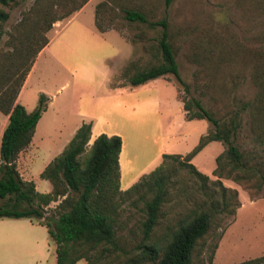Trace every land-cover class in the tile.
I'll use <instances>...</instances> for the list:
<instances>
[{
    "label": "rangeland",
    "instance_id": "374dc122",
    "mask_svg": "<svg viewBox=\"0 0 264 264\" xmlns=\"http://www.w3.org/2000/svg\"><path fill=\"white\" fill-rule=\"evenodd\" d=\"M79 1L13 0L8 6L0 7L8 15L1 27L0 58L13 52L14 45L25 33H37L35 46L44 38L49 41L54 24L66 21L75 13L74 6ZM92 3H95L96 8L100 4L97 9L98 23L116 31L120 38H109L110 42L123 52L128 50L125 64L111 80V88L126 84V80L121 77L126 68L130 67L129 75H132L159 63L154 55L161 27L150 28L146 24L128 22L124 19V9L139 11L151 22L167 21L169 42L178 66L179 78L187 87L185 89L173 75L161 77L162 81H159V87L156 88L162 99L160 108L154 102L152 105L145 102L141 106L142 98L134 100V108L130 110L128 107L126 109L124 101H108L117 111L112 114L108 132L121 135L114 136L121 138L124 164L131 158L135 172L143 167L132 185L160 166L162 156L154 160L160 151L166 155H180L183 159L194 149L200 138L212 129V125L205 120L188 121L183 109L184 101L197 99L216 118L221 119L237 110L242 102L252 100L257 93V76L264 65V0H173L169 6L165 5V0H93ZM68 13L72 14L63 18ZM55 19L60 20L46 31L48 24ZM85 41L81 54H77L81 58L80 62L75 61L70 68L76 79L71 78V85L66 91L82 93L86 89L83 101H89L91 93L95 95V101L101 103L106 93L102 83L112 64L116 48L106 46L90 36H86ZM58 44L56 42L52 45L55 51ZM119 59L122 60L121 57ZM63 81L60 78L56 86H50L53 90L62 89L60 87L64 84ZM175 98L181 102V106H178ZM94 106L95 104L93 109ZM72 123L73 119L70 120V124ZM94 140L95 138H90L86 153ZM232 141L240 152L248 156L257 173L246 184L248 189L232 180H220L225 188L237 193L238 205L234 214H222L214 218L211 229L197 244L192 264H241L264 257V180L260 177V174L264 175V144L255 140L250 130L248 112L241 114V126ZM226 148L223 143H210L190 161L198 172L209 178L208 193V189L212 190L211 182L217 180L213 175L217 168L216 158ZM54 152L53 146H40L33 161L20 167L22 180L33 182L38 193L51 192L50 183L41 178V169L49 154ZM223 164L224 160L221 162ZM168 166L173 170L174 185L167 201L160 208L157 224L148 241L159 247L165 245L179 219L196 202L204 200L196 178L178 167L175 160L170 161ZM126 174L125 171V178ZM150 199V194L140 198V195L134 193L122 205L119 221L123 223L124 230L118 232L117 240L122 250L130 253V256H134V247L142 239L141 223L145 219V203ZM57 204L53 202L45 207L42 219L18 220L22 242L17 248L16 256L19 252L17 258L20 264H27L31 255L32 264H56L55 244L50 239L46 226L39 223L53 226ZM28 220L35 224L32 232L38 238V241L30 245L24 241L28 233L25 226L30 225ZM4 254V261L7 263L10 254L8 249H5ZM76 264L87 263L80 260ZM144 264L150 263L145 261Z\"/></svg>",
    "mask_w": 264,
    "mask_h": 264
},
{
    "label": "trees",
    "instance_id": "16d2710c",
    "mask_svg": "<svg viewBox=\"0 0 264 264\" xmlns=\"http://www.w3.org/2000/svg\"><path fill=\"white\" fill-rule=\"evenodd\" d=\"M172 1L165 0V5L169 6ZM11 2L13 0H0V7H6ZM87 2L88 0H80L73 12L81 9ZM98 7L100 4L95 10V26L99 32H105L109 29L98 23ZM122 12L128 22L146 24L150 28L161 27L154 55L159 63L132 75H129L130 67L126 68L121 74L126 84L112 88L137 87L151 80L173 75L187 89L179 78L178 66L169 42L167 21H148L143 13L135 10L124 9ZM7 18L8 15L0 8V37L1 27ZM59 20H52L46 31ZM36 37V32L25 33L14 45L13 52L0 58V113L8 117L0 142V219H42L44 208L57 202L53 226L39 223L46 226L55 244L56 264H76L80 260L87 264H144L145 261L150 264H192L197 244L211 229L214 218L222 214H234L237 208V193L225 188L220 180H232L248 189L246 184L257 173L248 156L240 152L232 140L240 129L241 114L248 112L251 132L258 143L264 144V65L257 76V93L253 99L242 102L229 116L216 118L197 99L183 102L188 121L205 120L212 125L209 133L202 136L183 159L180 155L164 154L159 167L123 191L120 188L119 171L121 138L99 135L86 153L91 126L83 124L64 151L42 171L41 178L51 184L52 190L48 194H41L36 191L33 182L22 180L16 165L19 154L29 147L37 122L46 109L47 99L44 95L39 96L37 106L30 113L16 103L37 54L49 42L44 38L35 46ZM213 142L223 143L227 148L216 158L217 168L213 175L217 180L211 182L212 190L208 189V193L209 178L198 172L190 161ZM173 160L178 163V167L187 170L197 179L204 200L196 202L179 219L165 245L159 247L148 241L157 224L160 208L167 201L174 185L173 170L168 166ZM223 160L225 164L221 165ZM260 177L264 180V175L260 174ZM134 193L140 195V198L150 194L151 199L145 203L146 214L141 223L142 239L134 247V256H130L119 245L117 234L124 230L123 223L119 221L122 205ZM241 264H264V257Z\"/></svg>",
    "mask_w": 264,
    "mask_h": 264
},
{
    "label": "crops",
    "instance_id": "0c3cea01",
    "mask_svg": "<svg viewBox=\"0 0 264 264\" xmlns=\"http://www.w3.org/2000/svg\"><path fill=\"white\" fill-rule=\"evenodd\" d=\"M92 1L87 2L81 9L67 18L66 21L54 24V29L48 44L37 54L31 70L26 76L17 96L16 103L23 106L28 113L35 109L40 95H44L47 99L46 109L37 122L29 147L23 150L16 160L17 170L19 172L22 164L26 165L33 161L40 146H53L55 152L50 153L43 163L41 170H44L64 151L78 128L83 124H90L91 126L90 138L96 139L102 134L109 137L114 135L121 136L117 132H108L109 127H111L112 114L114 111L117 112L116 108L108 103L110 100L124 101L126 109L128 107V110L134 108V100H141V98V106L145 105V102L151 105L154 102L159 108L162 105V99L159 98L156 89L159 87L157 86L159 81H162L161 77L137 87L126 89L111 88V80L119 72L120 67L125 64L128 50L126 49L123 52L115 44L110 42L109 38L116 37L120 39L116 31L107 30L105 32H99L97 30L95 26L96 5ZM89 5H91L90 9L87 10ZM86 36L93 37L106 46L112 45L116 48L112 64L102 83V86L106 88V93L101 103L98 100L95 101V95L91 93L89 94V101L87 99L83 101L87 94L85 92L86 89L82 93L73 90L66 91L69 85H71V78L74 77L76 79L75 73L71 72L70 68L72 65L74 66L75 61L80 62L81 58H78L77 54H81V48L84 42H86ZM56 42L57 44L59 43L58 47H56L57 51L52 47ZM79 48L80 50H78ZM119 57L122 58L121 61H119ZM60 78L64 79V84H61L62 86L60 87L62 89L53 90L50 85L56 86L55 84ZM72 85L74 86V84ZM145 96L147 98L146 100ZM154 96H156L155 100ZM175 100L178 106H181V102L177 101L176 98ZM94 104L93 109L92 106ZM71 119H73L72 124H70ZM7 123L8 117L0 113V142ZM163 155L164 152L160 151L154 160H158ZM123 161L121 149L119 154L120 188L124 191L128 186H132L143 167L139 172H135L131 158L126 164ZM125 171L127 173L126 178L124 176ZM20 175L23 176V173L20 172ZM124 180L125 183H123ZM18 220L10 218L0 219V264H20L18 260L19 252L16 256L17 248L21 246L22 242L20 222ZM28 221L30 225L26 224L25 226V230L28 233L24 241L30 245V243L38 241V238L37 234L32 232L34 231L33 226L35 224L32 220ZM3 249L4 252L5 249H8V253H10L7 263L4 261L5 254ZM30 258H32V255L29 257L27 264H32Z\"/></svg>",
    "mask_w": 264,
    "mask_h": 264
}]
</instances>
